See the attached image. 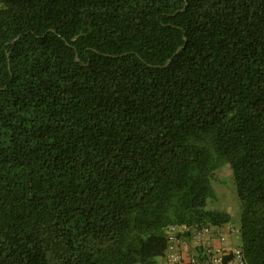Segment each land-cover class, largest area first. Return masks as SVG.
Returning a JSON list of instances; mask_svg holds the SVG:
<instances>
[{
  "label": "trees",
  "instance_id": "obj_1",
  "mask_svg": "<svg viewBox=\"0 0 264 264\" xmlns=\"http://www.w3.org/2000/svg\"><path fill=\"white\" fill-rule=\"evenodd\" d=\"M225 165L264 264V0H0V264H168Z\"/></svg>",
  "mask_w": 264,
  "mask_h": 264
},
{
  "label": "built area",
  "instance_id": "obj_2",
  "mask_svg": "<svg viewBox=\"0 0 264 264\" xmlns=\"http://www.w3.org/2000/svg\"><path fill=\"white\" fill-rule=\"evenodd\" d=\"M186 227L173 226L169 229L170 248L167 255L168 264H248L245 253L241 245L217 248L212 244L210 237L218 236L223 243L234 234L239 235L240 230L231 225L227 230L220 226H204L193 232L194 239L204 242V247L189 258L184 254L181 246H175L174 243L181 240L186 244L191 236L178 237L179 232L186 231Z\"/></svg>",
  "mask_w": 264,
  "mask_h": 264
},
{
  "label": "rangeland",
  "instance_id": "obj_3",
  "mask_svg": "<svg viewBox=\"0 0 264 264\" xmlns=\"http://www.w3.org/2000/svg\"><path fill=\"white\" fill-rule=\"evenodd\" d=\"M212 183L216 191V197L211 200L210 207L231 212L235 220L233 226H235V223H238L237 220L240 217L241 208L230 165H225L221 168L216 173V178H213ZM240 241L241 239L238 240V242Z\"/></svg>",
  "mask_w": 264,
  "mask_h": 264
},
{
  "label": "crops",
  "instance_id": "obj_4",
  "mask_svg": "<svg viewBox=\"0 0 264 264\" xmlns=\"http://www.w3.org/2000/svg\"><path fill=\"white\" fill-rule=\"evenodd\" d=\"M231 225H233V223L222 226V228L224 230H227ZM208 239L209 238H206V240ZM239 239H240V235L234 234L229 238L228 243H223L218 236L212 235L210 237L212 244L217 248L241 245V241L238 242ZM206 240L204 242H201L199 240L194 239L191 236L186 244H182L181 240H178L174 243V245L181 246L184 254L187 256V258H189L191 255L198 253L204 247V243L206 242Z\"/></svg>",
  "mask_w": 264,
  "mask_h": 264
},
{
  "label": "water",
  "instance_id": "obj_5",
  "mask_svg": "<svg viewBox=\"0 0 264 264\" xmlns=\"http://www.w3.org/2000/svg\"><path fill=\"white\" fill-rule=\"evenodd\" d=\"M187 5H188V3H186V5H185V7H184L183 10L186 9ZM17 40H18V38H16L13 42L15 43ZM182 49H183V47H180V48L174 53L173 57L169 60V63L172 61V59H173L177 54H179V53L182 51ZM78 60H79V57H78ZM10 65H11V62H10Z\"/></svg>",
  "mask_w": 264,
  "mask_h": 264
}]
</instances>
